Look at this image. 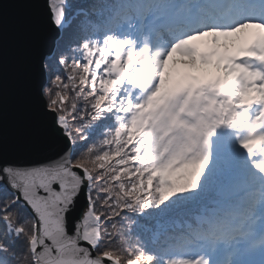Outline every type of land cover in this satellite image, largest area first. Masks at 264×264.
I'll return each mask as SVG.
<instances>
[{
	"label": "snow or ice",
	"instance_id": "snow-or-ice-1",
	"mask_svg": "<svg viewBox=\"0 0 264 264\" xmlns=\"http://www.w3.org/2000/svg\"><path fill=\"white\" fill-rule=\"evenodd\" d=\"M37 158L0 159V264H264V0H44Z\"/></svg>",
	"mask_w": 264,
	"mask_h": 264
},
{
	"label": "water",
	"instance_id": "water-1",
	"mask_svg": "<svg viewBox=\"0 0 264 264\" xmlns=\"http://www.w3.org/2000/svg\"><path fill=\"white\" fill-rule=\"evenodd\" d=\"M37 2L0 0V159L37 158L41 135L33 64L44 36L36 29Z\"/></svg>",
	"mask_w": 264,
	"mask_h": 264
}]
</instances>
